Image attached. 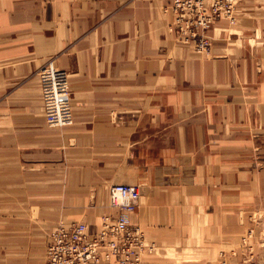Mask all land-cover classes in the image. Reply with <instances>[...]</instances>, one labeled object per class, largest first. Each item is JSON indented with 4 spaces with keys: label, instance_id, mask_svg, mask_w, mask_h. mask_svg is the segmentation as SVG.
I'll use <instances>...</instances> for the list:
<instances>
[{
    "label": "crops",
    "instance_id": "obj_1",
    "mask_svg": "<svg viewBox=\"0 0 264 264\" xmlns=\"http://www.w3.org/2000/svg\"><path fill=\"white\" fill-rule=\"evenodd\" d=\"M169 1L0 0V192L93 232L115 211L109 186L136 184L131 222L156 245L145 264L237 242L264 174V0L215 22L206 54L176 40ZM52 59L69 74V126L46 122ZM29 230L41 241L46 227Z\"/></svg>",
    "mask_w": 264,
    "mask_h": 264
},
{
    "label": "built area",
    "instance_id": "obj_2",
    "mask_svg": "<svg viewBox=\"0 0 264 264\" xmlns=\"http://www.w3.org/2000/svg\"><path fill=\"white\" fill-rule=\"evenodd\" d=\"M239 1L170 0L164 11L172 16L169 28L178 42L192 44L198 52L208 53L211 47L208 31L219 20L234 24ZM38 76L46 122L56 127L72 125L68 72L49 60ZM108 195L115 211L101 216L98 232L88 233L84 222L73 221L49 233L45 264H145V257L154 251L155 244L147 241L144 231L130 217L142 196L140 187L131 183L112 184ZM242 241H246V236ZM220 255L226 261L227 252Z\"/></svg>",
    "mask_w": 264,
    "mask_h": 264
},
{
    "label": "rangeland",
    "instance_id": "obj_3",
    "mask_svg": "<svg viewBox=\"0 0 264 264\" xmlns=\"http://www.w3.org/2000/svg\"><path fill=\"white\" fill-rule=\"evenodd\" d=\"M261 144L259 143L263 150L257 152L256 149L255 156L263 161L264 136ZM260 170L264 172V166ZM250 191V210L244 207L239 213L240 230L237 242L224 243L217 252H197L190 256H179L177 261L171 260L172 264H264V174L259 182L250 184ZM19 192L22 194V191ZM0 195L3 196L0 197V264H45L46 252L38 254L36 243L32 245L30 240L32 238L34 242H47L50 230L57 223H50V216L40 214L37 206L30 205V194H27L25 200L17 197L9 199L6 197V185H3ZM33 197L36 202L37 196ZM31 226L46 227L45 231H41V241L38 236L33 237L34 231L29 230ZM98 230L99 228L90 233H96ZM244 236L245 242L242 241ZM222 251L227 252L226 261L220 255ZM147 255L145 260L149 262Z\"/></svg>",
    "mask_w": 264,
    "mask_h": 264
},
{
    "label": "bare ground",
    "instance_id": "obj_4",
    "mask_svg": "<svg viewBox=\"0 0 264 264\" xmlns=\"http://www.w3.org/2000/svg\"><path fill=\"white\" fill-rule=\"evenodd\" d=\"M116 184H117V183H116ZM109 205H110V201H109ZM79 222H83V221H79ZM84 223H85V222H84ZM61 224H70V223H64V222H61V223L58 224L55 228H57V227H58L59 225H61ZM85 224L87 225V223H85ZM55 228H53L52 230H54ZM52 230H51V231H52ZM87 230H88V226H87ZM51 231H50V232H51ZM88 233H90L89 230H88ZM48 235H49V234H48ZM47 243H48V241H47ZM46 249H47V245H46ZM45 261H46V259H45Z\"/></svg>",
    "mask_w": 264,
    "mask_h": 264
}]
</instances>
